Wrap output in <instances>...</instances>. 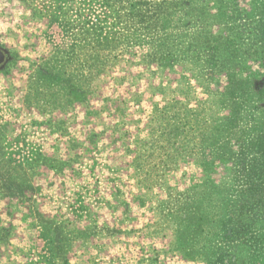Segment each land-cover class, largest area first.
Returning <instances> with one entry per match:
<instances>
[{
    "label": "rangeland",
    "instance_id": "rangeland-1",
    "mask_svg": "<svg viewBox=\"0 0 264 264\" xmlns=\"http://www.w3.org/2000/svg\"><path fill=\"white\" fill-rule=\"evenodd\" d=\"M132 3L0 0V264L222 252L199 219L213 229L264 128V0H169L156 30L131 26Z\"/></svg>",
    "mask_w": 264,
    "mask_h": 264
},
{
    "label": "trees",
    "instance_id": "trees-1",
    "mask_svg": "<svg viewBox=\"0 0 264 264\" xmlns=\"http://www.w3.org/2000/svg\"><path fill=\"white\" fill-rule=\"evenodd\" d=\"M132 1L128 21L148 30L163 29L167 18L179 8L169 0ZM234 168L231 203L216 218L212 230L204 226L208 219L202 215L199 231L212 233L223 245L214 264H257L258 260L264 264V128L241 143Z\"/></svg>",
    "mask_w": 264,
    "mask_h": 264
},
{
    "label": "flooded vegetation",
    "instance_id": "flooded-vegetation-1",
    "mask_svg": "<svg viewBox=\"0 0 264 264\" xmlns=\"http://www.w3.org/2000/svg\"><path fill=\"white\" fill-rule=\"evenodd\" d=\"M0 51L3 52V50L0 48ZM7 61V55L5 57V62ZM262 71L257 79H252V89L254 90L255 98L257 100V107L260 108V110L264 114V57L262 59ZM1 69V68H0Z\"/></svg>",
    "mask_w": 264,
    "mask_h": 264
},
{
    "label": "water",
    "instance_id": "water-1",
    "mask_svg": "<svg viewBox=\"0 0 264 264\" xmlns=\"http://www.w3.org/2000/svg\"><path fill=\"white\" fill-rule=\"evenodd\" d=\"M4 61H5V55L2 51H0V67L2 66Z\"/></svg>",
    "mask_w": 264,
    "mask_h": 264
}]
</instances>
